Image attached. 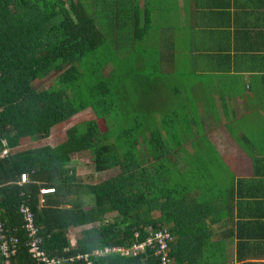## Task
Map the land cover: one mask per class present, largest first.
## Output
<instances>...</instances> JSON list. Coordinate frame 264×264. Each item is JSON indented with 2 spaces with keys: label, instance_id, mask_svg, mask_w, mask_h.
<instances>
[{
  "label": "trees",
  "instance_id": "16d2710c",
  "mask_svg": "<svg viewBox=\"0 0 264 264\" xmlns=\"http://www.w3.org/2000/svg\"><path fill=\"white\" fill-rule=\"evenodd\" d=\"M131 11L134 37L141 39L146 28H136L139 8ZM105 44L104 33L80 0H0V153L7 151L0 156V222L5 232L19 238L13 264H38L24 245L19 210L23 204L33 212L43 248L51 257L113 246L128 250L167 227L172 234L167 247L170 264H226L218 258L223 251L219 241L208 238L205 228L206 208L213 201L186 199L185 179L191 171L172 160L179 153L185 155V142L178 135L181 120L162 117L160 126L155 101L153 108L143 100L145 90L126 102V110L105 98L99 109L96 87L97 91L102 87L103 96L111 81L120 83L111 80L106 62L96 75L101 83L84 89L81 82L90 75L83 57ZM51 73L57 74L56 80L37 89L34 83ZM174 106L178 107L173 99L169 109L173 116ZM88 107L93 117L68 127L56 145L14 150L23 139L49 137L54 127ZM111 113L117 132L104 134L101 118ZM84 152L89 154L85 164L95 171L118 166L120 172L99 182L84 180L72 164V155ZM21 173L28 175V181L20 184ZM42 186L54 192L45 194L40 203ZM81 196H89L91 203L83 204ZM238 234L240 256L243 235ZM67 264L161 261L156 246L147 244L133 254L110 251Z\"/></svg>",
  "mask_w": 264,
  "mask_h": 264
},
{
  "label": "crops",
  "instance_id": "0c3cea01",
  "mask_svg": "<svg viewBox=\"0 0 264 264\" xmlns=\"http://www.w3.org/2000/svg\"><path fill=\"white\" fill-rule=\"evenodd\" d=\"M126 2L147 10L142 11L145 26L161 23L152 19L156 8L165 12L160 39L170 44H159L161 54L153 56L152 66L174 71V93L180 98L174 97V117L181 120L178 135L184 137L185 155L172 160L191 171L185 198L213 201L204 223L208 238L223 249L219 259L264 264V0ZM194 86L203 92L193 95ZM257 127L260 133H252ZM45 140L23 139L14 150ZM198 168L219 172L208 170L197 178L193 171ZM238 233L243 235L240 256Z\"/></svg>",
  "mask_w": 264,
  "mask_h": 264
},
{
  "label": "rangeland",
  "instance_id": "374dc122",
  "mask_svg": "<svg viewBox=\"0 0 264 264\" xmlns=\"http://www.w3.org/2000/svg\"><path fill=\"white\" fill-rule=\"evenodd\" d=\"M80 1L88 14L94 18L96 24L104 33L106 40L105 45L98 47L83 57V65L86 72L90 75L89 78L85 77V79L81 82L83 83L84 89L89 90L90 85L99 82L101 83V79L96 77V75L104 62H106V71L111 76V80L120 79V83H114L111 81V83L107 86L109 91L103 96L102 87L98 88V91L96 87V95L94 98L96 99V104L98 103V108H103L104 105L101 101L105 98L107 101L116 103L119 102L122 105L123 110H126V102L132 101L137 93L142 95V92L145 90L144 97L142 96L143 100L146 101L148 106L152 103L153 108L155 106V101L157 110L154 111V113L158 124L162 126L160 122L162 117L165 119L174 117L169 111L170 107H172L174 97L177 98L178 102L180 100V98L177 97L178 95L174 93V71L171 69L164 70L166 73L162 71L163 68L171 67H163L161 65L152 66L154 63L152 59H155L153 56L161 54L159 51V44L161 42H164L166 46L170 44L168 38H164L163 40L160 39V35L163 33L166 26V23H163L165 14L164 10L162 8H156L157 11L152 16L153 21H160L161 23L146 24L145 26L142 12L143 8H139V23L136 28L139 27V29H143L145 27L148 29V32L146 30L147 33L145 32L141 39H136L134 37V31L132 30V8H129V3H127L126 0ZM142 59L145 62H141ZM137 60L138 63H136ZM158 66L160 67L158 68ZM188 69L193 70L191 68ZM56 78L57 74L51 73L47 78L36 81L34 85L37 89H41L44 86L49 85L50 82L55 81ZM176 84L178 87H181L182 85L187 87V84L188 87L191 86V83ZM152 87H154L153 91ZM118 88L121 89L120 94L118 93ZM85 92L88 94L87 91H84V93ZM198 92L201 94L203 90L197 89L196 86H194L193 95H197ZM128 114L126 112L125 116ZM91 117H93L91 107H88L86 110L73 115L68 120L54 127L50 138H46L42 144L52 145L59 140H63L65 138V130L68 127L74 123L81 122ZM101 119H103L100 123L101 131L104 132V134L107 131V133L113 134L116 130L112 129L115 124L112 113ZM172 133H174L173 129L170 130V135ZM252 133H260L258 127ZM187 136L189 137L188 134ZM183 138L184 137H182V139ZM252 142L257 146L261 144L260 141ZM87 155H89L87 152L82 153L78 157L72 155V164L84 180L99 182L120 172V168L118 166L100 172L95 171L92 166H87L85 164L84 161ZM208 170H213L215 175L219 172L218 168H198L193 171V176L200 178V176H203V174L208 172ZM80 199L83 204L91 203L89 196H81ZM74 231L70 234L71 241H73L74 238Z\"/></svg>",
  "mask_w": 264,
  "mask_h": 264
},
{
  "label": "built area",
  "instance_id": "2783aa9c",
  "mask_svg": "<svg viewBox=\"0 0 264 264\" xmlns=\"http://www.w3.org/2000/svg\"><path fill=\"white\" fill-rule=\"evenodd\" d=\"M4 150L0 153V156L6 154ZM28 181V175L21 173L19 176V183H25ZM54 192V188L42 186L39 188V201L44 202V195ZM20 213L23 219V229L25 231L24 245L28 248L31 258L35 259L38 264H67L72 261L87 259L88 255H101L110 251L125 252L126 254H133L137 250L143 249L145 245L156 246V253L160 256L161 264H170L171 260L168 256L167 247L168 242L172 239V234L167 227L152 232L146 237L145 242L133 245L126 250L120 246L105 247L101 250L94 249L89 254L78 253L76 255L64 256V257H51L47 255L43 248L42 237L38 232V228L34 223V214L30 210L27 204H23L20 207ZM137 235V233H136ZM19 244V238L16 235L9 234L4 231L0 222V254L2 256V264H13L12 256L15 255Z\"/></svg>",
  "mask_w": 264,
  "mask_h": 264
}]
</instances>
